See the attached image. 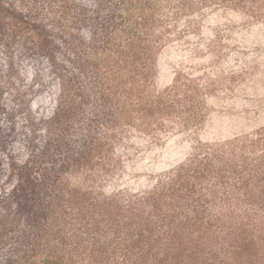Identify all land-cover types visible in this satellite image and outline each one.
Instances as JSON below:
<instances>
[{
    "label": "rangeland",
    "instance_id": "rangeland-1",
    "mask_svg": "<svg viewBox=\"0 0 264 264\" xmlns=\"http://www.w3.org/2000/svg\"><path fill=\"white\" fill-rule=\"evenodd\" d=\"M264 264V0H0V264Z\"/></svg>",
    "mask_w": 264,
    "mask_h": 264
},
{
    "label": "trees",
    "instance_id": "trees-1",
    "mask_svg": "<svg viewBox=\"0 0 264 264\" xmlns=\"http://www.w3.org/2000/svg\"><path fill=\"white\" fill-rule=\"evenodd\" d=\"M17 264H28V261L26 260L25 262H22V259L20 258V260L17 261Z\"/></svg>",
    "mask_w": 264,
    "mask_h": 264
}]
</instances>
